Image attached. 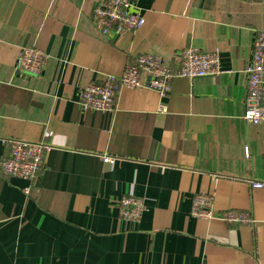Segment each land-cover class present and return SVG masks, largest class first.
Here are the masks:
<instances>
[{
	"label": "crops",
	"instance_id": "1",
	"mask_svg": "<svg viewBox=\"0 0 264 264\" xmlns=\"http://www.w3.org/2000/svg\"><path fill=\"white\" fill-rule=\"evenodd\" d=\"M101 1L0 0V264H264V191L251 185L264 127L244 120L264 0H134L145 23L122 36L99 29ZM25 48L48 54L39 75L18 69ZM189 48L225 73L176 77L165 98L121 87L113 112L83 110L81 91L137 56L178 70ZM12 140L53 148L33 180L2 172ZM201 194L215 217L250 221L194 218ZM129 195L145 201L137 223L117 207Z\"/></svg>",
	"mask_w": 264,
	"mask_h": 264
},
{
	"label": "built area",
	"instance_id": "2",
	"mask_svg": "<svg viewBox=\"0 0 264 264\" xmlns=\"http://www.w3.org/2000/svg\"><path fill=\"white\" fill-rule=\"evenodd\" d=\"M94 19L105 36H122L141 29L145 23L134 0H103L97 6ZM48 54L40 49L25 48L18 60L20 71L39 75L47 61ZM175 70L159 55L143 54L128 64L120 77L108 76L102 84H92L80 93V104L84 111L111 113L114 110L115 99L119 89H151L159 93L161 98L171 92L172 82L176 77L188 79L213 78L225 73L221 69L219 55L213 52H203L195 48L182 51L177 56ZM248 97L244 120L252 125L264 127V31L256 39L251 64L247 69ZM161 112H166L165 105ZM11 144V155L1 164L2 172L11 177L33 180L41 171L45 155L52 151L50 145L32 143L22 140L8 141ZM264 155V153H263ZM106 161H108L106 159ZM111 163L113 160H109ZM264 170V161H263ZM253 189L264 191L263 178L254 181ZM120 217L125 221L139 222L146 211L145 201L135 195H129L118 201ZM213 197L201 194L194 198L191 214L196 219H220L235 224H247V215L227 213L215 217Z\"/></svg>",
	"mask_w": 264,
	"mask_h": 264
}]
</instances>
